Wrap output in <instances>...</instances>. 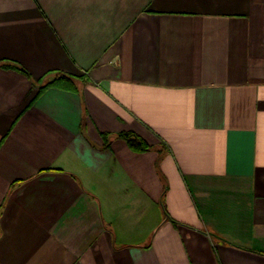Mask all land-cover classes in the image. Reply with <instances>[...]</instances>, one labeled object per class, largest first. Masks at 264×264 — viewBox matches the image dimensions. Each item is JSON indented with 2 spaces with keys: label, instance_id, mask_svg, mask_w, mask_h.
Wrapping results in <instances>:
<instances>
[{
  "label": "crops",
  "instance_id": "obj_1",
  "mask_svg": "<svg viewBox=\"0 0 264 264\" xmlns=\"http://www.w3.org/2000/svg\"><path fill=\"white\" fill-rule=\"evenodd\" d=\"M0 264H264V0H0Z\"/></svg>",
  "mask_w": 264,
  "mask_h": 264
},
{
  "label": "trees",
  "instance_id": "obj_2",
  "mask_svg": "<svg viewBox=\"0 0 264 264\" xmlns=\"http://www.w3.org/2000/svg\"><path fill=\"white\" fill-rule=\"evenodd\" d=\"M72 78L71 77H67L66 75H62L60 78L56 79V81L54 82H57V81H68V82H71ZM126 138H127V141L128 143L130 144V146L136 150H144L146 149V146H145V143L143 141H140L138 139V137L136 136H133V135H130V134H126L124 133L123 134Z\"/></svg>",
  "mask_w": 264,
  "mask_h": 264
}]
</instances>
